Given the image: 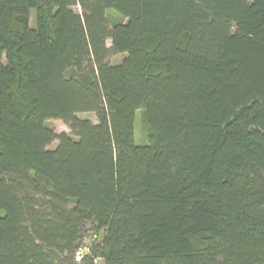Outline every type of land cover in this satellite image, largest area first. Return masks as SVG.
<instances>
[{"label":"trees","instance_id":"16d2710c","mask_svg":"<svg viewBox=\"0 0 264 264\" xmlns=\"http://www.w3.org/2000/svg\"><path fill=\"white\" fill-rule=\"evenodd\" d=\"M98 258L264 264V0H0V264Z\"/></svg>","mask_w":264,"mask_h":264},{"label":"rangeland","instance_id":"374dc122","mask_svg":"<svg viewBox=\"0 0 264 264\" xmlns=\"http://www.w3.org/2000/svg\"><path fill=\"white\" fill-rule=\"evenodd\" d=\"M76 10L78 8L75 7ZM107 15L110 18L111 21L121 19V15H119L115 10L109 9L107 11ZM33 21V20H32ZM107 45H109L110 41L107 40ZM122 58V54L115 55L111 58L112 62H119ZM79 117L83 118H89L93 122H96V117L94 113L91 112H80L77 114ZM145 112L143 108L137 109L135 112V120H134V143L137 145H143L147 142V121L145 118ZM47 124L52 127L56 132H67L70 133V129L67 124H65L63 121L59 119H49L47 120ZM57 144V141L52 142L51 147H54ZM97 235V239L100 236ZM93 236L86 233L83 238L82 244L85 245L86 243H89L92 240ZM85 250L84 246L80 248V250L77 252V256L81 255L83 251ZM95 264H104L103 260L98 258L95 260Z\"/></svg>","mask_w":264,"mask_h":264}]
</instances>
